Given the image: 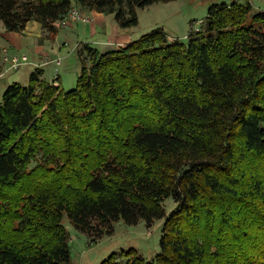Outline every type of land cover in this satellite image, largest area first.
<instances>
[{"label":"trees","instance_id":"1","mask_svg":"<svg viewBox=\"0 0 264 264\" xmlns=\"http://www.w3.org/2000/svg\"><path fill=\"white\" fill-rule=\"evenodd\" d=\"M173 1L0 0V21L55 37L84 8L131 29ZM202 24L186 42L154 30L105 53L84 45L68 91L39 68L7 88L0 264H71L64 217L91 243L163 221L152 260L131 248L101 264H264V12L234 0Z\"/></svg>","mask_w":264,"mask_h":264},{"label":"rangeland","instance_id":"2","mask_svg":"<svg viewBox=\"0 0 264 264\" xmlns=\"http://www.w3.org/2000/svg\"><path fill=\"white\" fill-rule=\"evenodd\" d=\"M233 1L176 0L170 3H157L138 11L139 25L137 27L131 29H121L118 27V30L114 32L112 28L113 23L116 22L113 15L106 17L107 23L105 29L102 30L97 23H94V16L89 14L86 9L80 8L82 15L91 18L93 22L86 25L80 22H76L75 24L79 25L77 33L81 36L80 41L84 40L92 46L96 42L108 40L110 43L124 41L122 43H127L126 45H128L154 30L164 31L169 35L171 43L176 39L186 42L191 28H194L195 31L201 29L203 25L202 21L207 17L208 10L212 5L231 4ZM250 2L255 11L264 12V0H250ZM193 23L194 25H192ZM32 24L37 23L32 22ZM60 34L59 43L63 39L70 47L62 46L63 61L62 66L58 67L57 76L59 75L61 79V88L64 91H68L76 86L81 65L77 54L72 52L73 49V51H77L76 39L72 37L65 39L64 36L70 34L68 32L62 31ZM18 55L23 56V54ZM27 55L25 56L29 58L30 62L33 61L34 54L27 52ZM87 65L90 66L91 62L88 61ZM27 68L29 67H22L17 76H24ZM52 71H54L53 65L46 68L45 77L47 79H49V76L55 75L52 74ZM19 82H22L20 84L23 85L26 84L24 80H20ZM174 208V202L169 201L167 212L170 213ZM63 224L70 235L71 264H101L111 253L131 248L136 249L146 260H152L160 252L163 221H157L152 228L147 227L144 222L136 226H127L120 222L115 224L112 236L105 237L95 243H91L86 235L77 231L67 217H64Z\"/></svg>","mask_w":264,"mask_h":264},{"label":"crops","instance_id":"3","mask_svg":"<svg viewBox=\"0 0 264 264\" xmlns=\"http://www.w3.org/2000/svg\"><path fill=\"white\" fill-rule=\"evenodd\" d=\"M89 14H92L95 18V22L97 23L102 30L105 29L107 20L104 14L98 13L96 11H88ZM35 23V21H32ZM30 22L27 25V28L25 32L23 33H14V32H8L4 28L3 23L0 21V59L2 60V56L4 52L7 50L9 54L11 55H18L23 54L27 55V52H31L34 54L33 61L30 62L27 65H25L27 68L24 76H17L18 72H1L0 73V104L3 100V95L7 88L10 85H13L15 83H22L19 82L20 80H24L27 84L29 81L30 74L37 68L41 69L43 71V80L47 81L48 83H54L56 78H58L57 85H60V77L57 76L58 67L60 68L62 66V46L63 47H70L67 42H65L63 39L59 43V37L60 32H68L70 34H67L65 39H69V37H72L76 39L77 42V51L81 49L84 45H90V43L85 42L84 40H81V36L78 35V27L79 25H76L75 23H69L64 28H59V32L55 37H49V34L45 32L42 28V25L38 22L37 24H32ZM81 25V24H80ZM113 32L118 30V25L116 23H113ZM109 41V40H108ZM108 41L103 42H96L95 45H90L92 47H95L98 51L101 53H105L108 51H114L120 46H124L127 43H122L124 41H115L113 43H110ZM74 50V49H73ZM77 54V51H73ZM78 55V54H77ZM28 56V55H27ZM78 57V56H77ZM60 60L61 65L57 66L56 61ZM1 64V61H0ZM53 65L54 71H52L51 77L49 76V79H47L45 76L46 74V68ZM23 66V67H25Z\"/></svg>","mask_w":264,"mask_h":264},{"label":"built area","instance_id":"4","mask_svg":"<svg viewBox=\"0 0 264 264\" xmlns=\"http://www.w3.org/2000/svg\"><path fill=\"white\" fill-rule=\"evenodd\" d=\"M80 22L84 25L89 24L92 21L91 18H87L82 15L80 8H74L70 11L68 18L59 26L60 28L66 27L69 23ZM61 61H57V65H60ZM29 63V58L25 55H11L6 50L2 56L1 67L3 73L5 72H18L23 66Z\"/></svg>","mask_w":264,"mask_h":264}]
</instances>
